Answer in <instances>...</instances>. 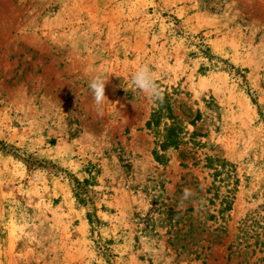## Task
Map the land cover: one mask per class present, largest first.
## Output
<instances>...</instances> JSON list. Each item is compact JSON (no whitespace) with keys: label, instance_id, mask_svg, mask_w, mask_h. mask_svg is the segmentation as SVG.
Segmentation results:
<instances>
[{"label":"rangeland","instance_id":"1","mask_svg":"<svg viewBox=\"0 0 264 264\" xmlns=\"http://www.w3.org/2000/svg\"><path fill=\"white\" fill-rule=\"evenodd\" d=\"M0 264H264V0H0Z\"/></svg>","mask_w":264,"mask_h":264},{"label":"clouds","instance_id":"2","mask_svg":"<svg viewBox=\"0 0 264 264\" xmlns=\"http://www.w3.org/2000/svg\"><path fill=\"white\" fill-rule=\"evenodd\" d=\"M157 79L158 78L156 74L147 64L138 65L130 77L132 87L143 92L149 99L153 101L160 100L163 97V89L157 83ZM106 81L107 79L101 75H97L89 81V89L91 90L93 100L97 105L103 104L106 100ZM194 196V190L184 188L179 206H184L185 202L192 199ZM201 202H203L202 198ZM152 214L155 216L157 213L153 212Z\"/></svg>","mask_w":264,"mask_h":264}]
</instances>
